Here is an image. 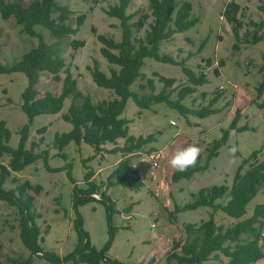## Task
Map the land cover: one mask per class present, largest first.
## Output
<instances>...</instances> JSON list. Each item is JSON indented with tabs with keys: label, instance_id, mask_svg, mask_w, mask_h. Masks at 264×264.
Returning <instances> with one entry per match:
<instances>
[{
	"label": "rangeland",
	"instance_id": "rangeland-1",
	"mask_svg": "<svg viewBox=\"0 0 264 264\" xmlns=\"http://www.w3.org/2000/svg\"><path fill=\"white\" fill-rule=\"evenodd\" d=\"M22 1L27 6L31 0ZM186 1H190L193 6L191 17H198L199 21L190 29L177 33L173 39L164 41L160 53L171 54L177 61L186 59L187 67L197 75L202 72L207 75V81L197 86V91L183 100L186 106H209L217 92L221 97L212 105L217 111L206 117L192 113L184 115L166 103L141 109L133 98L128 99L122 116L131 120L130 134L153 138L142 149L129 155L130 168L137 169L145 182V186L139 191L122 185L106 186L109 175L124 156L122 152H110L114 148L113 144H106L103 151L96 153L90 144L84 141L77 144L73 141L63 149L65 156L59 154L61 152L54 144L56 134L69 132L73 128L72 123L62 117L68 110L71 99L65 101L60 113L39 115L30 123L22 108V95L29 84L28 77L22 72L0 73V120H4L11 131L10 146L18 148L21 130L28 124L26 149H31L32 143H35L37 146L34 151L45 152L47 155V158L41 156L24 169L12 172L11 178L4 185L6 189H17L19 185L30 181L41 187L39 192L29 189L27 194L35 198L32 210L38 214L36 222L44 237V241H40L44 251L54 252L60 257L73 252L79 244L75 223L77 217L81 216L82 226L88 232L92 245L98 249L108 246L107 255L111 259L123 264H168V257L174 252L175 243L184 242L187 238L185 225H200L213 212L210 207L175 212V206L191 202L192 194L203 187L221 184L231 186L242 160L250 157L254 151L259 150L258 159L264 161V92H259L264 79V27L261 26L264 13L259 5L264 0H176L174 13ZM230 1H235L241 8L238 17L242 25L238 38L225 18V8ZM57 2L70 8L68 23L73 27L76 26L78 16L86 15L79 32L57 40L49 30L41 26H36V30L43 32L48 43L58 45L60 55L66 60L67 66L78 80V87L84 93L90 94L94 101L112 99L115 97L114 91L99 87L89 68L98 62L100 69L110 74L113 65L102 55L103 44L98 35L121 40L120 19L108 14V10L117 5L119 0ZM127 12L133 14L131 22L147 16L144 27L134 29L135 36L144 37L153 19L149 0H132ZM57 16L58 13H55L54 17ZM255 32L263 34V39L258 43L252 41ZM73 40L84 41L85 45L74 49ZM37 44L38 38L25 32L15 17L4 19L0 12V64L11 66L19 62L24 53ZM216 68L219 75L215 74ZM141 71L143 76L131 86V90L140 96L150 92L147 88L148 79L155 81L157 93L164 89L159 76L176 80L173 86L167 88L172 91L174 98L178 96L180 89L191 85L182 65L146 58ZM61 76L62 79L65 77L64 71ZM62 86L63 81L54 80L49 73H43L38 85L42 93L48 90L60 93ZM237 110H240L237 125L246 126L247 129L231 133L227 143L210 161L207 170L174 182L172 176L177 170L171 167L169 160L176 149L197 146L200 150L198 157H202L200 164L204 165L208 147L231 126ZM42 128H46L44 132L41 131ZM123 144L124 139H120L118 146ZM158 153L161 157L158 165L154 166L152 156ZM10 159L11 156L5 154L0 158V164L7 165ZM84 160H87L86 165ZM191 167H196V164ZM87 170L93 172L92 180L110 195L119 210L112 216L113 239L106 209L100 201L81 205L77 210L74 207V186L87 187L84 179ZM69 171L74 181L70 179ZM12 177H17L18 182H13ZM94 196L100 198L99 194ZM227 200L228 196H225L221 201ZM263 202L264 188L248 204V215L252 214L257 204ZM215 219L224 226L236 222L235 218L222 211L215 213ZM20 222L17 207L0 200L2 263L53 264L39 255L31 258V251L20 238ZM261 244L264 251V234ZM221 262V259L213 258L205 264ZM172 263L176 262L173 260ZM63 264L74 263L70 261ZM252 264H264V258Z\"/></svg>",
	"mask_w": 264,
	"mask_h": 264
},
{
	"label": "trees",
	"instance_id": "trees-1",
	"mask_svg": "<svg viewBox=\"0 0 264 264\" xmlns=\"http://www.w3.org/2000/svg\"><path fill=\"white\" fill-rule=\"evenodd\" d=\"M131 1L119 0L117 5L108 10V14L121 21V40L103 34L98 35V39L103 44L101 53L113 65L110 68V74L102 71L98 62L89 68L94 82L99 87L114 91L115 97L112 99L94 101L90 94L84 93L78 87V80L67 66L66 60L60 55L58 45L48 43L43 32L36 30V26H41L49 30L57 40L79 32L86 15L78 16L76 26L73 27L68 23L71 14L70 8L60 5L57 0H31L27 6L23 4L22 0L12 2L0 0L2 17L4 19L15 17L25 32L38 38V44L24 53L19 62L11 66L0 64V73L22 72L28 77L29 84L22 95V108L30 123L39 115L60 113L65 101L71 99L69 108L62 114V117L65 121L72 123L73 128L69 132L56 134L54 144L60 150L59 154L65 156V153H62L63 149L73 141L77 144L83 141L90 144L96 153L103 151L106 144H113L114 148L110 152H122L124 156L109 175L106 186L122 185L139 191L145 186V182L137 169L130 168L129 155L142 149L153 138L152 136L136 137L130 134L129 123L131 120L122 116L128 99L133 98L141 109H150L153 104L166 103L180 110L184 115L192 113L199 117H206L217 111L212 108V105L220 99L221 94L217 92L209 106L198 108L186 106L183 100L188 95L195 93L197 86L207 81V75L203 72L197 75L187 67L186 59L177 61L171 54L160 53L164 41L173 39L177 33L190 29L199 21L198 17H191L192 3L184 2L180 9L174 13L176 0H149L153 19L149 23L145 36L138 37L135 36L134 29L144 27L147 16L144 15L137 22H131L133 14L127 12ZM259 9L264 13V2L259 5ZM240 10V6L235 1H230L225 8V18L231 24L237 38L242 25L238 17ZM55 13H58L57 17H54ZM261 26L264 27V21ZM262 39L263 34H258V32L253 34V43H258ZM84 45V41H72L74 49ZM146 58L182 65L191 85L180 89L178 96L174 98L172 91L167 88L173 86L176 80L159 76L160 81L164 84V89L157 93L155 81L148 79L147 88L150 92L140 96L136 91L131 90V86L139 77L143 76L141 70L145 65ZM208 63H211V60H208ZM221 65H223V61H221ZM62 71L65 72L63 79ZM43 73L51 74L56 81H63L60 93L50 90L44 93L40 91L38 85ZM215 74L219 75L217 68ZM259 92H264V79L259 87ZM203 96L205 95L203 94ZM239 118L240 110H237L231 126L223 131L220 139L215 140L208 147L204 165L200 164L202 157H198L195 163L196 167H189L184 172H175L172 176L173 181L177 182L183 177H192L198 171L207 170L210 161L218 155L219 149L227 143L231 133L247 129L246 126L239 127L237 125ZM45 129L42 128L41 131L44 132ZM28 136L29 125L27 124L21 130L18 148H13L9 144L11 131L6 126V122L0 120V158L5 154L11 156L7 165L0 164V200L17 207L21 216L20 238L24 246L31 251V258L33 255H39L53 264L70 261L74 264H123L108 257V246L98 249L92 245L88 232L82 226L81 216L77 217L75 223L79 234V244L73 252L60 257L54 252L43 250L40 241L43 242L44 237L41 236V228L36 222L38 214L32 210L35 198L27 194V190L34 189L39 192L41 187L31 184L30 181L19 185L17 189L4 187L8 179L11 178L12 172L24 169L41 156L47 158L45 152L36 153L34 151L37 146L35 143H32L31 149H26ZM120 139H124L122 146H118ZM259 152V150L254 151L250 157L242 160L231 186L221 184L203 187L197 193L192 194L191 202L175 206V212L194 210L199 207H210L213 212L210 214V218L202 221L200 225L195 223L185 225L187 238L184 242L175 243L174 252L168 257V264H173V260L176 262L175 264H205L213 258L221 259V264H252L264 258L261 244L264 234V202L257 204L252 214L248 215L247 211L248 204L264 188V161L258 159ZM86 162L87 160H84L85 165ZM246 166L248 167L244 170ZM68 175L74 181L70 171ZM93 176V172L87 170L84 177L86 188H79L75 184L74 207L77 210L81 205L100 201L106 209L108 224L112 228V216L119 210L110 195L92 180ZM11 180L18 182L17 177H12ZM95 194H99L100 198H96ZM225 196H228V200L221 201ZM217 211H222L227 216L235 218L236 222L228 226L218 224L215 219ZM113 237L112 228L111 239ZM1 248L0 244V250ZM223 257L227 260L224 261ZM0 264H3L1 260Z\"/></svg>",
	"mask_w": 264,
	"mask_h": 264
},
{
	"label": "clouds",
	"instance_id": "clouds-1",
	"mask_svg": "<svg viewBox=\"0 0 264 264\" xmlns=\"http://www.w3.org/2000/svg\"><path fill=\"white\" fill-rule=\"evenodd\" d=\"M199 151V148L195 145L179 147L169 160V164L177 171L184 172L196 163Z\"/></svg>",
	"mask_w": 264,
	"mask_h": 264
},
{
	"label": "built area",
	"instance_id": "built-area-1",
	"mask_svg": "<svg viewBox=\"0 0 264 264\" xmlns=\"http://www.w3.org/2000/svg\"><path fill=\"white\" fill-rule=\"evenodd\" d=\"M175 122L173 121L172 124H174ZM153 160H152V163L154 166H157L158 165V161H159V158L161 157V155L158 153L156 155H153Z\"/></svg>",
	"mask_w": 264,
	"mask_h": 264
}]
</instances>
